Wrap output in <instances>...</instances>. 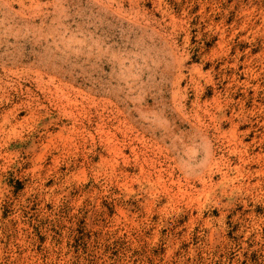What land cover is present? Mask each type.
I'll return each mask as SVG.
<instances>
[{
    "label": "rangeland",
    "instance_id": "obj_1",
    "mask_svg": "<svg viewBox=\"0 0 264 264\" xmlns=\"http://www.w3.org/2000/svg\"><path fill=\"white\" fill-rule=\"evenodd\" d=\"M0 264H264V0H0Z\"/></svg>",
    "mask_w": 264,
    "mask_h": 264
}]
</instances>
